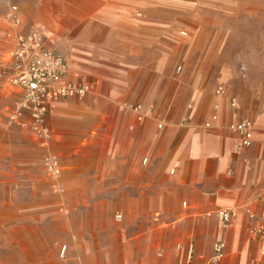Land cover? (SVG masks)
<instances>
[{
  "label": "crops",
  "instance_id": "1",
  "mask_svg": "<svg viewBox=\"0 0 264 264\" xmlns=\"http://www.w3.org/2000/svg\"><path fill=\"white\" fill-rule=\"evenodd\" d=\"M15 4L20 22L4 18L0 59L12 49L7 31L36 28L44 44L66 59L63 78L85 82L90 89L49 102L44 144L27 128L37 139V147L30 149L38 157L43 154L51 190L43 157H58L64 191H52L73 199L68 209L73 216L58 222L57 208L37 201L13 207L28 214L51 213L54 220L42 223L28 215V239L11 243L6 261L264 264L259 241L249 235V228L264 215V78L256 92L257 82L247 79V95L239 86L228 87L218 72V36H190L186 29V35H178L173 0ZM0 82L16 99L21 88L2 77ZM218 85L225 91L215 93ZM255 95L259 99L252 98ZM125 102L151 111L138 120ZM213 112L216 119H211ZM244 116L254 122L253 139L239 148L229 124ZM208 120L210 126L205 125ZM34 151L27 155L28 182L35 171L39 174L33 167ZM222 206L238 210L227 226L215 214ZM115 212H121V219H115ZM217 239L225 241L224 255L211 262Z\"/></svg>",
  "mask_w": 264,
  "mask_h": 264
},
{
  "label": "rangeland",
  "instance_id": "2",
  "mask_svg": "<svg viewBox=\"0 0 264 264\" xmlns=\"http://www.w3.org/2000/svg\"><path fill=\"white\" fill-rule=\"evenodd\" d=\"M19 1L29 3L30 0H0V29L6 26L3 16L8 4ZM173 4L174 29L178 35L179 29L184 28L190 36L196 37L202 32L218 36L217 47L221 52L218 72L228 87L239 86L247 95L248 79L258 84L254 92L261 88L264 78V0H173ZM241 64L244 74L240 73ZM14 99L0 82V264H10L6 256L11 253V243L20 245L27 241L28 215L41 218L42 223L54 220L51 213L28 214L15 211L13 207L37 201L56 207L61 213L56 219L58 222H69L73 216L68 210L73 199H66L65 195L51 190L41 161L43 154L38 157L37 151L30 149L37 147V139L26 126L7 121L5 108H9ZM33 151L36 155L33 167L38 168L39 174L35 171L33 180L28 182L27 155Z\"/></svg>",
  "mask_w": 264,
  "mask_h": 264
},
{
  "label": "built area",
  "instance_id": "3",
  "mask_svg": "<svg viewBox=\"0 0 264 264\" xmlns=\"http://www.w3.org/2000/svg\"><path fill=\"white\" fill-rule=\"evenodd\" d=\"M4 18L12 24H18L20 18L18 8L15 3L8 4ZM182 35H186L185 29H180ZM13 40L12 49L5 59H0V76L9 84L17 85L21 88L20 94L16 97L13 104L7 108L5 116L8 122L26 126L36 135L42 138L45 143L49 132V127L45 121V115L49 102L60 97L69 95H84L90 89L89 85L82 81H71L64 79L67 69V61L64 56L44 44V37L41 31L36 28H30L25 32L5 33ZM177 65L176 69L180 70ZM241 73H245L244 65H240ZM224 85H218L215 93L225 91ZM230 104L236 105L235 96L230 97ZM124 106L135 114L136 119L140 120L146 116L150 108L143 109L140 104L135 102H125ZM217 114L213 112L211 119H216ZM210 120L205 122L210 126ZM162 124L159 123L158 126ZM229 128L237 133L238 147L249 146L253 139L254 122L249 116L229 124ZM147 157H143L146 161ZM43 164L46 171L52 178V190L57 193H63L64 185L60 180L61 167L59 159L52 153H46L43 157ZM264 203V179L261 183ZM217 219L222 225H229L237 216L238 210L231 206L218 207L215 210ZM253 216V213H250ZM115 219L122 217L121 212H115ZM251 238L259 241L260 258L264 260V215L260 216L257 223L249 228ZM213 252L210 261H218L224 255L225 241L217 239L213 242ZM65 244L61 245L60 253L63 254ZM192 247L188 248L187 257L190 258Z\"/></svg>",
  "mask_w": 264,
  "mask_h": 264
}]
</instances>
